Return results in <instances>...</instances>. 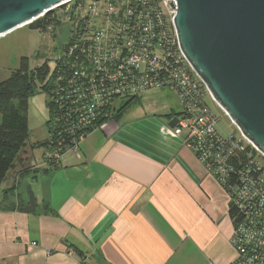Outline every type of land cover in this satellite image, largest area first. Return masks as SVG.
<instances>
[{
    "label": "crops",
    "instance_id": "crops-1",
    "mask_svg": "<svg viewBox=\"0 0 264 264\" xmlns=\"http://www.w3.org/2000/svg\"><path fill=\"white\" fill-rule=\"evenodd\" d=\"M179 105L126 109L54 170L27 145L0 185V264H233L226 196L174 134Z\"/></svg>",
    "mask_w": 264,
    "mask_h": 264
},
{
    "label": "built area",
    "instance_id": "built-area-1",
    "mask_svg": "<svg viewBox=\"0 0 264 264\" xmlns=\"http://www.w3.org/2000/svg\"><path fill=\"white\" fill-rule=\"evenodd\" d=\"M168 1L70 0L26 25L48 17L69 28L68 42L51 57L47 96L61 119L80 129H73L78 131L64 151H44L43 164L53 170L65 154L78 157L81 143L112 121L124 102L173 92L181 106L174 134L186 132L185 144L237 215L230 241L233 264H264V166L258 157L264 155L239 131L218 132V118L206 104L211 95L181 51L176 11Z\"/></svg>",
    "mask_w": 264,
    "mask_h": 264
},
{
    "label": "water",
    "instance_id": "water-1",
    "mask_svg": "<svg viewBox=\"0 0 264 264\" xmlns=\"http://www.w3.org/2000/svg\"><path fill=\"white\" fill-rule=\"evenodd\" d=\"M69 1L0 0V38ZM172 1L181 51L212 100L264 155V0Z\"/></svg>",
    "mask_w": 264,
    "mask_h": 264
},
{
    "label": "trees",
    "instance_id": "trees-1",
    "mask_svg": "<svg viewBox=\"0 0 264 264\" xmlns=\"http://www.w3.org/2000/svg\"><path fill=\"white\" fill-rule=\"evenodd\" d=\"M28 27L48 31L57 28V24H52L51 20L46 17ZM50 72L51 66L47 60L41 66L28 71L26 69V59H22L20 69L13 72L6 81L0 82V185L6 180L9 172L14 169L18 156L25 149L29 141V133L23 125V105L34 94L36 89L45 91L47 96V82L50 78ZM138 100L124 102L112 119L115 120ZM55 107L57 106H55L54 101H49L47 96V120L45 126L48 131V139L37 143L36 146H32L33 148L43 149V153L49 150V148L64 151L67 147L66 145L74 138L76 131L80 129V127L70 121L62 120L61 112H57V108ZM55 110L56 112H54ZM70 111L71 109L68 110L67 114ZM178 116H180V113ZM101 122L102 120L96 123V125L100 126ZM74 128L78 129L73 131ZM235 134L230 136H234ZM248 151H251L253 156L257 157V154L251 148H248ZM258 157L261 161L260 163L264 166L263 158L259 155ZM48 166L53 167L51 163ZM57 167L54 166L53 170ZM48 170L50 169L48 168ZM236 217L234 207L229 203L228 218L232 229L238 221V219L235 220Z\"/></svg>",
    "mask_w": 264,
    "mask_h": 264
},
{
    "label": "rangeland",
    "instance_id": "rangeland-1",
    "mask_svg": "<svg viewBox=\"0 0 264 264\" xmlns=\"http://www.w3.org/2000/svg\"><path fill=\"white\" fill-rule=\"evenodd\" d=\"M68 24H59L57 28L51 30L31 29L28 26L14 30L13 32L0 38V82L6 81L13 72L20 69L21 60L26 59V69L28 71L41 66L46 60L52 65V56L55 52L60 51L63 45L68 42L69 37ZM163 92L155 91L153 95H148L142 100L136 101L132 106L152 104L161 105L167 100L179 104L178 99L174 95L168 98H158ZM47 96L46 92L36 89L34 94L29 97L23 105V125L29 133V141L27 145L36 146L48 139V131L45 126L47 120ZM206 103L212 113L218 118V132L224 136H230L238 133L236 127L232 124L228 116L217 106L211 99L207 98ZM131 106V107H132ZM180 106V105H179ZM38 150L37 156L41 153ZM226 198V197H225Z\"/></svg>",
    "mask_w": 264,
    "mask_h": 264
}]
</instances>
